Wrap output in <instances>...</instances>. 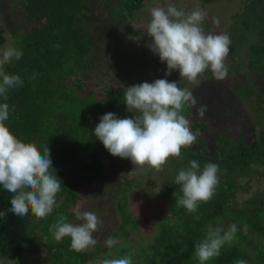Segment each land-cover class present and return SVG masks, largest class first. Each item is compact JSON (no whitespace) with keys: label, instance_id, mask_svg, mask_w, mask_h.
Returning <instances> with one entry per match:
<instances>
[{"label":"trees","instance_id":"trees-1","mask_svg":"<svg viewBox=\"0 0 264 264\" xmlns=\"http://www.w3.org/2000/svg\"><path fill=\"white\" fill-rule=\"evenodd\" d=\"M11 1L9 11L15 14V24H20L16 28L11 27L17 39L13 47L21 50L23 55L21 59H13L4 65V71L19 75L23 84L8 91L7 101L0 97V103L9 105V118L5 125L18 139L34 143L41 152V146L48 145L52 167L61 180V190L57 194L60 199L53 212L38 220L30 210L23 218L14 215L10 211L13 194L0 186V212L7 213L0 217V256L18 255L34 238L33 230L37 228L47 239L49 264L101 262L105 256L98 254L97 246L85 252H76L70 248L69 237L56 241L50 226L61 215L67 217V222L72 217L68 214V208L77 197L78 180L97 182L104 175L105 166L100 159L102 154L109 161L128 162V159L112 156L93 135V131L100 117L108 112L115 113L119 118H129L131 114L128 111L116 112L121 106L127 108L124 103L126 88L108 87L103 97L96 98L93 93L82 95L75 92L76 88L70 84L75 85L79 77L87 74L91 58L100 54L102 45L96 44V37L100 31L106 32L104 23L110 26L126 21L133 11L140 8L142 0H97L96 3L91 0ZM200 1L206 3L214 0ZM240 5L242 9L248 8L247 15L236 21V28L240 32L238 36L245 35L249 21L250 24L251 21L256 23L254 31L250 33V37L255 39L249 44L248 41L243 43L239 50V54L243 52L242 68L224 61L228 68L224 79H215L210 70H206L202 76L210 79L209 89L215 90L212 88L214 84L224 83L233 89L237 97L249 103L250 110L246 113L251 117L250 125L255 129L252 140L242 141L238 122L233 124L235 133H230L228 123L223 129L212 128L211 122L195 119V115L191 114L192 109L185 107L183 114L188 118L190 130L196 134L197 140L209 137L212 143L206 151L186 149L181 155L187 163L189 160L198 161L201 170L208 162L216 163L224 181L219 179L216 194L208 202L201 203L194 213H189L184 207H176L175 195H182L179 185L160 186L156 194L167 200L170 216L157 218L153 238L134 247L125 241L129 232H137L138 225L125 210V191H122L115 202L119 225L109 236L120 243L112 248L104 243L106 251H110L109 259L131 253L133 264H199L193 255L195 244L205 238L209 224L212 221L230 220L242 225L243 229H238L236 239L231 244L221 248L219 257L205 264H235L239 259L248 262L249 249L243 247L245 243H249L253 249L251 256L256 262L264 264V258L260 255L264 251V197L259 203L238 204V191L233 182L235 177H244L247 172L253 171L252 166L264 167V0H243ZM252 5L257 9H253L255 16L253 11L250 14ZM92 15L100 19L102 26L97 22L93 24L90 20ZM247 17L251 19L248 21L245 19ZM88 23L92 25L89 27ZM5 41V29L0 25V46ZM108 43L107 40L104 52L112 56L116 54L112 48L114 45ZM237 50L230 44V53L235 54ZM33 73L36 74L35 79H32ZM251 80H261L262 91L252 85ZM81 153L85 154V160L80 158ZM174 173L176 175L177 170ZM245 224L248 226L246 232ZM247 234L259 238L258 242H253Z\"/></svg>","mask_w":264,"mask_h":264},{"label":"clouds","instance_id":"clouds-1","mask_svg":"<svg viewBox=\"0 0 264 264\" xmlns=\"http://www.w3.org/2000/svg\"><path fill=\"white\" fill-rule=\"evenodd\" d=\"M206 13L200 9L191 12L179 10L169 3L167 7H153L144 22V30L151 38L149 48L166 63L169 76L178 71L180 78L195 82L206 70H210L217 80L224 79L228 68L224 63L229 54L231 40L228 34H207L202 24ZM218 23V21H216ZM23 53L14 47L0 49V97L8 99V91L23 84L19 75L4 71V65L13 59H21ZM36 78L33 73L32 79ZM127 110L134 118H119L108 112L100 117L93 135L114 157L128 159L137 169L146 166L161 172L170 158L182 159L181 150L196 143L197 137L189 127V120L183 114L185 107H196L197 100L187 88L167 79H156L127 86L124 93ZM204 116L207 106L196 109ZM9 118V105L0 103V186L12 193L10 211L21 218L29 210L39 220L50 215L57 206V194L61 190V180L55 174L48 145L43 151L34 143H26L12 134L5 125ZM54 173V174H53ZM219 166L208 162L201 170L200 163L189 160L174 176L173 181L180 186L182 195L176 198V207H184L189 213L197 211L201 203L212 199L219 184ZM0 212V217L6 216ZM79 224L67 222L61 215L50 226L56 241L70 238V248L85 252L95 247L97 241L93 233L103 221L95 212H77ZM247 225H244L245 232ZM237 224L225 228L221 224L209 225L206 236L195 244L193 255L199 264L219 257L221 248L236 239ZM120 241L108 237L105 245L112 248ZM100 264H133L132 254L121 258H106ZM235 264H247L243 259Z\"/></svg>","mask_w":264,"mask_h":264},{"label":"rangeland","instance_id":"rangeland-1","mask_svg":"<svg viewBox=\"0 0 264 264\" xmlns=\"http://www.w3.org/2000/svg\"><path fill=\"white\" fill-rule=\"evenodd\" d=\"M91 1L93 3L97 2V0ZM11 2V0H0V25L5 29L6 36V41L0 46V49L13 47L14 42L17 40L15 34L12 32L14 31L13 28H16L20 24H15L17 22L15 14L9 11ZM242 2L243 0H214L206 3H202L200 0H142L140 8L133 11L131 17L123 21L124 23L119 22L110 26L104 23L106 25L104 26L106 32L103 31L101 33L100 31V35L96 37V44L102 45L100 54L94 53L97 56L91 58L92 63L88 66L89 72L79 77L75 81V85H70L76 88L75 92L82 95L93 93L96 98H101L108 87L121 86L127 88V86L145 81L151 83L156 79H167L169 82L175 81L179 87L187 88L195 96L198 103L196 107H190L192 109L191 114L195 115V119L201 118L211 122L212 128L217 127L216 129H223L226 123H228L230 133H235L233 124L238 122L242 133V141H251L255 129L254 126L252 128L250 125L251 117L246 113L250 110L249 103L237 97L233 93V89L231 90L224 83L218 82L217 85L214 84L212 87L215 90L209 89L210 79H205L202 75L195 82H189L186 79L180 78L178 71H173L171 75L165 76V72L167 71L166 63H162L158 55L151 51L149 44L152 41L144 30V22L148 20L150 9L153 7L166 8L171 3L179 10H184L185 12H191L194 9L200 8L206 13L202 24L205 33L228 34L231 45L235 50H238L235 54L229 52L225 61L232 62L233 67L242 68L241 62H244V58L243 52L239 54V50L242 48L243 43L245 44L248 41L249 44L255 39L254 37H250V33L254 31L256 24H253L252 21L250 24V17L245 18L249 21V28L247 31H244L245 35H242V37L238 36L240 32L236 28V21L242 20L247 15L245 14L247 13L246 9L251 4L249 3L248 7L242 9V5H240ZM253 9L257 10L252 5L250 14L253 11L252 13L255 16ZM101 15L102 13H100ZM90 20L93 24L97 22L98 25H101L100 19L95 17V15H92ZM262 20V26L264 27V16H262ZM87 25L90 27L92 24L88 23ZM107 40L109 41L108 44L114 45L112 48L116 54L112 53L114 54L112 56L106 55L104 52ZM251 81L252 85L256 86L259 91H262L261 80ZM202 105L207 106V111L203 117L198 115L196 111ZM124 107L125 105L121 106L120 110H116V112L122 111L126 113L128 110ZM128 113L131 114L128 116L129 118H134V113L129 111ZM211 143V138L204 137L200 140L198 139L191 147L183 148L181 152L186 151V149L188 151H194L195 149L206 151L211 146ZM80 158L85 160V154L81 153ZM100 159L105 166L104 175L97 182L88 183L78 180L76 186L77 197L73 205L68 208V214L72 216L68 222L73 224L81 223L76 218L77 212H95L103 221L99 230L93 233V237L97 241L95 246L98 247V254H103L106 259L109 257L110 251H106L107 249H105V240L119 225L120 218L115 204L119 194L125 191V210L135 220V224L138 225L137 232H129L125 241L126 243L128 242L130 247H134L140 242L153 238L157 218L170 216L167 200L158 196L156 192L161 189L160 186L163 184H171V186L175 184L172 182L175 176L174 172L176 170L178 172L182 167H186L188 163L183 156L182 159L170 158L169 162L164 166V170L156 172L147 166L142 170L137 169L130 160L126 164H122L117 161L107 160L104 154L100 156ZM258 167L252 166L251 169L254 168L253 171L247 172L246 176H239L233 179L238 191L236 199L238 204L259 203L264 197V167ZM220 171L219 169V179L220 181H224V176ZM224 179L226 180L227 177ZM59 199V197H56L57 202ZM218 223L225 229L233 223L237 224L230 220H222L220 222L212 221L209 225L216 226ZM237 226L238 229H243L242 225L237 224ZM33 231L34 238L25 245V248L18 255L11 256L7 254L0 256V264H13L14 262L22 264H49L46 253L47 239L39 233L37 228H34ZM247 235L253 242H258L259 238L256 236L252 234ZM243 247L249 249L247 253L250 260L247 264H258L256 259L251 256L253 249L250 244L245 243ZM260 255L264 258V251ZM85 264H100V260L88 261Z\"/></svg>","mask_w":264,"mask_h":264}]
</instances>
